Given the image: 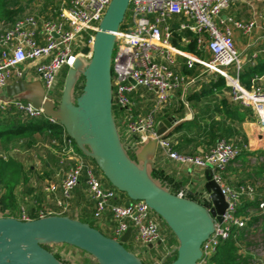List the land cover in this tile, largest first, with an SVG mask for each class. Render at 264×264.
Masks as SVG:
<instances>
[{
    "label": "built area",
    "instance_id": "obj_1",
    "mask_svg": "<svg viewBox=\"0 0 264 264\" xmlns=\"http://www.w3.org/2000/svg\"><path fill=\"white\" fill-rule=\"evenodd\" d=\"M237 1L244 0H129L123 25L115 33L111 60L112 103L121 109L116 125L124 134L121 139L128 147L147 137L157 138L155 112L169 103L175 91H179L183 98L188 87L202 79L200 74L204 72L223 77L230 100L241 108L250 109L261 133L264 132V76L252 79L249 88L239 82L242 60L233 39V29L245 35L260 30L259 21L264 23V11L257 15L253 12L247 20L222 15ZM109 2L61 0L56 19L25 16L9 26L0 25V91L12 79L23 77L21 65L30 63L42 82L45 96L51 95L53 98L61 68L72 67L79 55L85 58L89 56L81 51L85 47L91 48L94 32ZM261 2L264 4V0ZM174 30L192 33L195 51L174 45L171 41ZM182 41L186 43L189 39L183 36ZM196 66L202 72L194 75L183 71ZM129 78L135 83L132 84ZM136 86H144L155 94L153 109L142 116L133 114L134 105L127 95ZM0 110L18 112L29 118L43 117L50 123H56L43 114L41 107L37 108L23 99L0 96ZM62 140L59 152L61 160L66 159L71 165L58 184L46 182L44 186L49 193L60 189L62 199L56 201L58 210L40 208L34 212L36 217H31L23 206L11 211L0 205V217L29 220L49 214H64L71 190L84 172L87 190L94 200L93 217L100 218L107 211L111 213L115 223L113 238H119L131 227L135 244L146 246L161 241L159 224L147 204L143 200L117 204L115 190L101 185L94 167L85 162L83 155L76 150L74 141L65 132ZM157 148L164 157L177 164L208 169L227 202L221 221L215 223L214 231L202 243V254L196 262L209 264L217 246L233 236V229L245 226L246 216L238 211L241 198L246 196L252 200L255 197L252 185L234 187L224 178L227 167L241 148L224 138L201 154L178 153L171 148L168 138L158 139ZM176 194L183 196V191ZM258 206L263 208L264 200Z\"/></svg>",
    "mask_w": 264,
    "mask_h": 264
},
{
    "label": "water",
    "instance_id": "obj_2",
    "mask_svg": "<svg viewBox=\"0 0 264 264\" xmlns=\"http://www.w3.org/2000/svg\"><path fill=\"white\" fill-rule=\"evenodd\" d=\"M128 4L129 0H110L94 32L91 48L81 51L89 56H77L67 69L57 102L51 95L45 96L39 80L27 82L23 77L6 87L7 96L41 107L43 114L64 129L115 189L130 200L147 204L177 241L167 253L175 252L170 264H196L202 254L201 245L214 231L215 223L221 221L227 202L208 169H204L203 183L208 207L172 193L152 175L158 139L167 137L184 119H161L156 125L157 138L147 137L133 147L122 141L112 116L111 60L115 33ZM80 78L83 84L77 93L75 87ZM131 231L129 227L119 238H113L65 214L29 220L0 217V264H64L47 248L56 244L73 246L92 256L97 264H143L138 249L131 251L124 246Z\"/></svg>",
    "mask_w": 264,
    "mask_h": 264
},
{
    "label": "trees",
    "instance_id": "obj_3",
    "mask_svg": "<svg viewBox=\"0 0 264 264\" xmlns=\"http://www.w3.org/2000/svg\"><path fill=\"white\" fill-rule=\"evenodd\" d=\"M55 1L56 0H0V25L9 26L15 19L19 18L23 14L30 13L26 12V10L32 9L34 6L38 9V13L36 14L37 16L42 15L49 18H55L56 14L52 12L54 10ZM122 25L123 23L120 26ZM183 36H187L189 41L186 43L183 42ZM171 41L174 45L180 48L195 51V38L190 32L174 30ZM251 58L252 57H249L251 61L249 60L245 62V64H242V67L238 72L239 82L247 88L250 87L252 79L264 76V51L260 50L253 60ZM66 71V67L61 68L57 76L58 81L53 93V98L57 100L60 96ZM185 71L193 73V70ZM82 84L83 79L80 78L75 87V91L77 93L81 91ZM227 89L228 87L225 84L224 78L221 76H215L210 78L207 83L202 84L198 90L187 94L186 100L189 102L190 107L193 110V116L189 120L182 121L167 137H165H174L176 143L172 142L171 144V148L173 150L178 153L188 155L201 154L209 151L215 145L217 140L221 138L231 140L230 138L236 134V130L233 126H231V124L244 121L247 115L252 116V112L250 109L239 107L237 104L233 103L229 97L222 95L221 92L224 90L227 91ZM216 93H221V95L217 96L218 94ZM153 94V91L148 90L144 86H136L135 89L129 92L127 95L134 105L132 111L133 114H144L150 112L153 109V102L151 99ZM120 112L121 109L112 103V116L117 125L118 115ZM184 114L185 106L181 101L175 100L167 108L163 107L159 109L158 112H155L154 117L156 121L169 116H174L177 120H179L184 117ZM119 133L121 138H123L124 134L122 131L119 130ZM63 134L64 129L59 124L50 123L43 117L29 118L18 112L5 113V111L0 110V147H3L4 152L7 153L0 155V205L3 208H8L11 211H17L20 206H23L31 214V217H36L34 212L37 209L47 208L43 206L44 199L46 198L50 200V197H53V194L55 193L46 192L44 190V186L46 182L58 184L63 176L56 178L54 174L48 173V170H46L48 168L44 170V175H40L37 172L33 173L31 166L25 167L23 163L13 158V156L9 155L8 152L12 150L10 147L12 143H18L25 149L28 148L30 150L33 144L40 141L43 143L41 148H45L49 152L47 153L48 157L46 158L48 163L52 164L56 162L60 171H66L71 165V162L66 159L61 160V155L59 154L63 145ZM131 140L133 141V139ZM198 145L203 147L204 151L198 153H194V149L187 151L189 146L196 148ZM76 150L81 153L77 147ZM257 153L260 155L263 154V151L258 150ZM32 154L34 153L32 152ZM32 154L29 155L32 156ZM249 154L251 153L241 146L240 153L233 161L239 160L243 165ZM83 158L87 164L94 167L95 175L99 178L101 185L105 188H112L115 190L117 194L115 202L117 204H127L131 201L124 192L118 191L108 182L93 160L84 155ZM157 158L158 157L155 156V167L152 171V175L167 186L172 193H177L180 187H183V185L187 183V180L175 179L173 175H167L162 169H160V167L157 166ZM244 169L245 165L242 167L243 174L235 180L233 179L228 181L225 176L224 178L226 183L234 187H238L242 184H250L255 189V197L250 200L248 197L243 196L238 207L239 213L246 216L245 226L242 229H233V236L230 239L221 242L217 246L215 252L209 259V263L211 264H247L248 262L247 256H241V253L238 250L241 242L243 241L244 231L248 229V226L256 222L258 218L254 215H249L246 212L250 209H259L258 205L261 200H264V193L253 182H247V180L250 179V175L245 173ZM84 176V172H82L79 176L78 183L84 180L86 185ZM32 177L33 179L29 180ZM45 178L47 181L44 180ZM183 195L206 207L210 205L203 187L196 190L191 189L190 192L184 191ZM121 196L125 197V200H123ZM195 196L198 198H195ZM153 216L157 217L154 213ZM74 217H77L81 221L87 222L91 226L97 228L94 226V221L91 218L80 216ZM161 225H164L166 229V236L164 237L167 238L169 242L168 244L170 245L169 248L172 249L176 245L177 241L169 228L163 222ZM160 232L162 236L161 228ZM103 234L110 237L112 236L107 233ZM131 240L132 237L124 243L126 249L133 251L138 246L142 249L146 248L144 245L140 244L132 246L130 243ZM172 240H174L173 244H171ZM70 247L78 250L82 254H87L73 246ZM47 248L49 249V246H47ZM53 253L58 259H60L57 252ZM174 258L175 252H172L168 255L164 254L162 257L157 259V261H153L151 263L149 262V264H170ZM84 264L97 263L93 260L91 263L86 262ZM143 264L145 263L143 262Z\"/></svg>",
    "mask_w": 264,
    "mask_h": 264
},
{
    "label": "crops",
    "instance_id": "obj_4",
    "mask_svg": "<svg viewBox=\"0 0 264 264\" xmlns=\"http://www.w3.org/2000/svg\"><path fill=\"white\" fill-rule=\"evenodd\" d=\"M60 2L61 0L55 1V6L53 8L54 10L52 11L53 13L56 14V17H57L56 12H57ZM263 11H264V4L261 2V0H244V1H237L233 3L232 5H230V7H228L226 10L223 11L222 15H230L231 17L235 19L247 20L251 18L253 12H255V14L257 15L259 13H262ZM25 16H34L36 18H46L45 16H42V15L37 16L36 14H33V13H25L19 18H23ZM56 17L53 19H56ZM259 23L261 25V29L255 30L253 33L248 34V35L241 33L237 29H233L234 43L240 54L242 64H245V62L250 60L249 57H252L253 55L257 54L262 48H264V23L263 21H259ZM21 69L23 70V74H24L23 78L25 81L30 82L34 80H39L42 85L40 78L37 76V74L34 71L33 66L30 63H23V65H21ZM185 70L186 69H183L184 72H187ZM192 70H193V73H190V74H194V75L198 74L200 71L202 72V69L198 66H196ZM200 77H202V79L198 80L196 83L188 87L187 89L188 91L183 98H181V95H180L181 93L179 91H175L169 103L165 105V108L170 106V104L174 102L175 100H179L185 106V114H184V117L181 119H184V120L191 119L193 116V110L190 107L189 102L186 100L187 94H189L192 91L198 90L202 84L207 83L209 79L212 77H215V75L209 72H204L202 73V75L200 74ZM17 79L18 78L12 79L8 83V85L14 84ZM57 81H58V77H57ZM57 81H56V84H57ZM6 87L0 91V96L10 98L7 96ZM221 93L222 95L229 97L228 89L227 91L224 90ZM221 93H216V94H218L217 96H220ZM154 95L155 94H153L151 98L153 102V107L155 103ZM5 113H8V112H5ZM144 114L134 113V115H141V116ZM158 121L160 120H157L156 122L158 123ZM231 126L235 128L236 134H234L233 137L230 138L231 139L230 141L238 145L240 148L242 146L244 147V149H247L248 145L259 137V134L261 136L263 134L260 131V128L258 126V123L253 113H252V116L247 115L244 121L232 123ZM168 139L171 142V144L172 142L176 143L173 136ZM41 145H43V143L40 141H37L35 144L32 145L30 150L27 149V152H29L28 154L31 155L32 152L34 153L32 154V156L29 155L30 157L34 159V163L32 165H29L31 166L32 172L33 173L37 172L40 175H44L45 173L44 170L48 168L46 169L48 170V173L54 174L56 178L62 177V176L64 177V174L66 171H62V170L60 171L59 166L58 164H56V162L52 164L48 163V160H46V158L48 157L47 153L49 152L47 149L41 148L42 147ZM193 149L195 150L194 153L204 151L203 147H201L200 145H198L196 148L189 146L187 148V151L193 150ZM156 156L158 157L157 166L160 167V169H162L163 172H165L167 175H173L175 179L187 180V183L183 185V187H180L179 191L189 192L191 191V189L196 190L198 188L203 187L204 169H198L195 167L177 164L173 160L164 157L160 153V150H158V148L156 151ZM242 167L243 165L241 163H236L235 161H233L227 167L225 171L224 176L226 180L231 181L233 179L234 180L237 179L241 174H243ZM32 179L33 177L30 178L29 180H32ZM44 180L47 181L46 178ZM50 198L52 200L51 199L49 200L46 198L44 199L43 206L49 209L58 210L56 207V201L59 199H62V194H61L60 189H57L55 194H53V197L51 196ZM121 198L125 200V197L121 196ZM67 204H68V208L66 209L67 211L64 212L65 215H68L70 217L80 216V217L91 218L94 221V224L97 226V228L100 231H102L103 233L110 234L112 235L111 237H113V226L115 225V223L112 219L111 213L107 211L100 218L93 217L94 200L91 197L88 190L86 189L84 180H82L75 187H73L70 193V198L67 200ZM155 219L157 220L159 227L161 228L162 240L159 243L158 242L154 243L152 247H147L146 245L145 249L139 248L140 246L136 248L138 249L137 251L138 256L141 258L142 262H144L145 264H149V262L151 263L153 261H157V259L162 257L164 254H167L171 249L169 248L170 245L168 244L169 242L167 238L164 237L166 236V229L164 225H161L162 222L158 217H155ZM133 233L134 231L132 229L131 236H130L132 237V240L130 242L132 246L136 245L135 242L133 241ZM173 243H174V240L171 241V244ZM247 264H264V259L255 260V261L248 260Z\"/></svg>",
    "mask_w": 264,
    "mask_h": 264
},
{
    "label": "rangeland",
    "instance_id": "obj_5",
    "mask_svg": "<svg viewBox=\"0 0 264 264\" xmlns=\"http://www.w3.org/2000/svg\"><path fill=\"white\" fill-rule=\"evenodd\" d=\"M26 12L37 14L38 9L34 6L32 9H27ZM54 101L57 102V99L54 98ZM10 147L12 150L8 152L9 155L23 163L24 166H29L34 163V159L27 152L28 148L25 149L18 143H12ZM258 150L263 151V154L258 155ZM247 151L251 153L247 156L243 164L245 165L244 172L250 175V179L247 182H253L264 193V132L262 136L259 134V137L248 145ZM4 153L3 147H0V155ZM235 162L242 163L239 160H235ZM195 198L198 197L195 196ZM247 211V214L254 215L258 219L244 231L243 241L238 251L241 253V256H247L248 260H261L264 259V207ZM94 226L96 225L94 224ZM49 249L52 252H57L64 264H84L86 262L91 263L94 260L89 254H82L66 244L49 245Z\"/></svg>",
    "mask_w": 264,
    "mask_h": 264
}]
</instances>
